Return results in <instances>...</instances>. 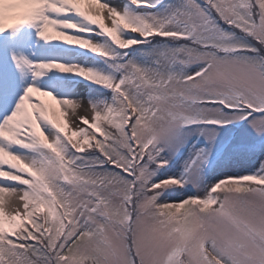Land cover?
Masks as SVG:
<instances>
[{
	"label": "snow or ice",
	"instance_id": "6c2138e0",
	"mask_svg": "<svg viewBox=\"0 0 264 264\" xmlns=\"http://www.w3.org/2000/svg\"><path fill=\"white\" fill-rule=\"evenodd\" d=\"M0 264H264V0H0Z\"/></svg>",
	"mask_w": 264,
	"mask_h": 264
}]
</instances>
